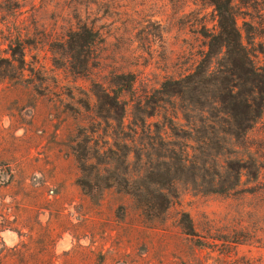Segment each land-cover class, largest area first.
<instances>
[{"label": "rangeland", "instance_id": "rangeland-1", "mask_svg": "<svg viewBox=\"0 0 264 264\" xmlns=\"http://www.w3.org/2000/svg\"><path fill=\"white\" fill-rule=\"evenodd\" d=\"M235 2L264 46V0ZM217 22L209 0H0V264H264V194L146 177L165 111L138 97L193 69ZM83 23L96 41L72 48ZM117 71L136 76L123 103Z\"/></svg>", "mask_w": 264, "mask_h": 264}, {"label": "trees", "instance_id": "trees-1", "mask_svg": "<svg viewBox=\"0 0 264 264\" xmlns=\"http://www.w3.org/2000/svg\"><path fill=\"white\" fill-rule=\"evenodd\" d=\"M209 1L218 22L214 28L201 27L206 48L195 67L166 78L159 87L138 97L139 104L145 100L154 108L151 115L165 111V135L161 131L149 135V157H156V162L146 177L162 190L183 181L202 192L263 195L264 143L254 141L252 131L264 120V58L258 59L264 46L258 47L261 42L245 33L235 0ZM70 35L72 48L96 41L86 23L73 28ZM216 54L222 58L212 69ZM72 59L79 72L89 70L90 59L79 54L78 48ZM115 75L116 87L105 89V94L123 103L122 95L133 91L136 76L132 71ZM121 108L126 111L127 107L122 104ZM251 182L253 186H249ZM162 190L159 195L164 196ZM132 194L144 203L152 200L150 190L148 195L139 190Z\"/></svg>", "mask_w": 264, "mask_h": 264}]
</instances>
